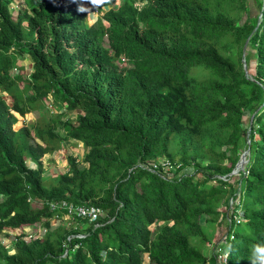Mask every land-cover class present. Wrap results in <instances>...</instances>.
Instances as JSON below:
<instances>
[{"label":"trees","instance_id":"trees-1","mask_svg":"<svg viewBox=\"0 0 264 264\" xmlns=\"http://www.w3.org/2000/svg\"><path fill=\"white\" fill-rule=\"evenodd\" d=\"M11 1L0 0V235L17 234L11 249L0 241V264H217L202 249L222 228L226 264H250L264 245V0L258 14L249 0H106L90 25L73 0H22L15 14ZM70 139L81 158L45 178L40 157ZM159 158L173 176L147 168ZM54 200L103 213L51 226ZM30 225L47 230L24 239Z\"/></svg>","mask_w":264,"mask_h":264},{"label":"rangeland","instance_id":"rangeland-1","mask_svg":"<svg viewBox=\"0 0 264 264\" xmlns=\"http://www.w3.org/2000/svg\"><path fill=\"white\" fill-rule=\"evenodd\" d=\"M14 2H15L14 5H16L17 1H14ZM248 5L250 7V11H251L252 14H258V10L255 8V6H254L255 2L253 0H249ZM106 9L107 8L104 7L99 12H95L93 10L96 13V15H95V17H94V19L92 21L87 20L88 21L87 25H90L89 23L95 22L97 18L101 17ZM103 22L105 24H107L106 21H103ZM115 62L118 63V64L121 63V61L119 59L117 61H115ZM21 63L26 68V71H28V69H29V60H26V58L25 59H21ZM0 95H1V93H0ZM55 106L54 105L52 106L50 103L47 105V109H49V113L52 112V111L53 112L56 111V107L57 106L56 107ZM247 115H248V113H246V116ZM16 116L18 118V121L14 124V128H18V127L22 126L25 123H33V121L35 120L36 116H38V112L36 111V112L28 113V114L24 115L23 117L20 116L19 114H16ZM243 122H244L243 125L246 126L247 123H248L246 117H245V120ZM224 148L225 147H222L221 150H223ZM82 154H83V147L80 146V143L78 141L70 139V140L64 141L62 143V145H61V148L59 150L55 151L53 154L46 153V154L42 155L40 157V161L42 163L43 169L45 170L44 171L45 178H47V179L48 178H53V177L57 176L58 173H61L64 169H66V167H67L66 157L68 155H74L77 158L79 157V159H80ZM159 159H161V158H159ZM79 162L80 163H78V165L81 167L82 166L81 161H79ZM246 162H247V158H245V160H243V162L240 160L238 163H236L235 167L233 168V170H232L233 172L229 173V176H232L234 186H236V187L239 185L240 179H241L239 174H238L239 170L244 169V166H245ZM26 163L30 167H34L35 166V164L29 159H27ZM168 170L169 171L166 172V175L167 176H173L172 168H168ZM182 172H184L186 174L187 173H191L192 169L189 166V167L184 168L182 170ZM221 178L222 179H226L225 176H221ZM232 190H233V188H230L228 190L227 195H226V197H228L229 199L231 198L230 197V192ZM32 203L36 204L34 202H32ZM224 209H225V204L222 203L221 210L224 211ZM230 209H231V205H230ZM238 220H241V216L240 215H238ZM60 222H62V220L54 221L53 222L54 223L53 226H55L56 224H58ZM71 223H74L73 220L70 223L68 221V224H65V225L70 228V227H72ZM39 228H41V227H39ZM39 228L37 227V229H39ZM224 231H225L224 228L219 229V230L217 229L211 235V242L205 244L203 246V249H202L203 254H204L205 257L209 258L215 252L216 247L222 246L223 243L221 244L220 242L223 241L222 239H223ZM31 232H33V230L28 229L26 227V229L23 231V233L25 234L24 239L29 238L28 236H30L29 234ZM9 234H10L9 236L0 235V241H2V243H5L6 247L8 249H11L12 248V241L14 240V235H16L17 232H9ZM35 234H40V231L38 230L37 232H35ZM223 246L226 247V244L223 245ZM142 264H148V260L144 261Z\"/></svg>","mask_w":264,"mask_h":264},{"label":"built area","instance_id":"built-area-1","mask_svg":"<svg viewBox=\"0 0 264 264\" xmlns=\"http://www.w3.org/2000/svg\"><path fill=\"white\" fill-rule=\"evenodd\" d=\"M141 166V164H140ZM245 167V166H244ZM147 168L151 171H159L163 170L165 172H168V168H172L174 170L175 167H173L169 161H166L165 159H158L157 161L153 163H149L147 165ZM245 169V168H244ZM242 169V170H244ZM248 173V170H244V174L246 175ZM238 194V191L236 192ZM28 200H31L30 198ZM37 204L41 205L42 202L40 200H34ZM48 209L53 212L52 218H51V226L54 225V221H59L61 218V215L67 218L70 217H78L82 219H86L88 221H95L99 215L103 213L102 209L99 206L93 205V204H81V205H73L71 203H68L65 200H54L48 202ZM28 229L33 230L28 236L29 238L31 236H37L41 237L45 231L47 230L46 227H41L37 229L36 227L30 225L27 227ZM26 229V228H25ZM24 229V230H25ZM40 231V234H35V232ZM25 236V234H24ZM28 239V238H27ZM223 243V244H222ZM222 246L226 244L225 240L221 242ZM220 246L216 248V263L217 264H226L228 261V255H225L223 249L225 246ZM222 247V248H221Z\"/></svg>","mask_w":264,"mask_h":264},{"label":"clouds","instance_id":"clouds-1","mask_svg":"<svg viewBox=\"0 0 264 264\" xmlns=\"http://www.w3.org/2000/svg\"><path fill=\"white\" fill-rule=\"evenodd\" d=\"M14 1H17V4L16 5H14V3H15ZM21 2H22V0H12L10 2L9 7H10V10L13 12V14L16 13L17 11H19L21 9V6H22V3ZM73 2L77 4V12H79V13H86L87 14L85 16L86 17V24H87L88 23L87 20L92 21L94 19L95 15H96L95 12H99L100 11V10H95L94 8H96L97 6L104 5L106 3V0H73ZM107 2L110 3V0H107ZM119 2H120V0H119ZM147 4H148V0H143V3L139 5L140 10H142L143 7L147 6ZM109 7H106V8L108 9ZM102 21H105V20L102 19ZM92 23H94V22H92ZM92 23H89V24H92ZM16 56H17V60H18L17 61L18 62V65H21L24 68V71L26 72V74H28L29 71H30V65H31V62H30L29 57L26 56V55H16ZM25 58H26V60H29V69H28V71H26V68L21 63V59H25ZM119 60L121 61V63H123L125 61V58H120ZM19 69H20V67H18V66L17 67H13L12 70H11V74H17L18 71H19ZM0 93H1L0 97H4L7 100V102L10 104L9 100L7 99V96H3V93L2 92H0ZM80 146L82 147V143H80ZM34 167H31V168H34ZM29 201L32 203L33 200L31 199ZM34 203H36V202H34ZM233 250H234V247L230 243L227 244L226 247L223 249L225 255L231 254V252ZM250 264H264V245L255 244V245L252 246V248L250 250Z\"/></svg>","mask_w":264,"mask_h":264},{"label":"water","instance_id":"water-1","mask_svg":"<svg viewBox=\"0 0 264 264\" xmlns=\"http://www.w3.org/2000/svg\"><path fill=\"white\" fill-rule=\"evenodd\" d=\"M247 42H248V39L245 41V44H244V49H243V56H245V54H246V48L248 47L247 46ZM244 69H245V73L247 74V75H249L248 74V71H247V69H246V66L244 65ZM247 142L249 143V140L247 139ZM249 152V147L246 149V151H244L242 154H241V156H240V160L243 162V160H245V155H246V153H248ZM239 160V161H240ZM238 161V162H239ZM237 162V163H238ZM231 172H233V171H231Z\"/></svg>","mask_w":264,"mask_h":264}]
</instances>
